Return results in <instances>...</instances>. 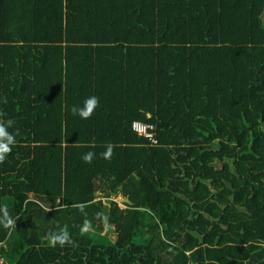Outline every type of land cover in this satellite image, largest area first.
Returning a JSON list of instances; mask_svg holds the SVG:
<instances>
[{
  "label": "trees",
  "instance_id": "obj_1",
  "mask_svg": "<svg viewBox=\"0 0 264 264\" xmlns=\"http://www.w3.org/2000/svg\"><path fill=\"white\" fill-rule=\"evenodd\" d=\"M0 113V264H264V0H0Z\"/></svg>",
  "mask_w": 264,
  "mask_h": 264
},
{
  "label": "clouds",
  "instance_id": "obj_2",
  "mask_svg": "<svg viewBox=\"0 0 264 264\" xmlns=\"http://www.w3.org/2000/svg\"><path fill=\"white\" fill-rule=\"evenodd\" d=\"M4 103H7V99H4ZM99 98L95 95L90 96L85 99L84 106L78 108L77 106H73L71 111L73 115H79L82 119H89L95 109L99 107ZM4 115L3 113H0V116ZM14 121L7 120L6 122L4 120H0V164H2L5 160L8 154L11 153L13 145L16 144V138L15 135L10 133L8 131V128L13 125ZM113 149L114 145L109 143L106 146V150L101 153L104 159L110 160L113 156ZM95 153L94 152H87L82 156V159L85 163H91L94 159ZM81 210H83L81 206ZM0 211H3V219L0 220V223H4L5 227H8L12 225L14 222L9 217L7 209H2ZM99 215V214H98ZM87 222L85 225V228L82 229V231H87ZM49 244L52 246H55L56 244H59L61 246L65 245L66 243H71V238L69 235L68 227L67 225L61 227L59 229V232H52L48 236Z\"/></svg>",
  "mask_w": 264,
  "mask_h": 264
},
{
  "label": "built area",
  "instance_id": "obj_3",
  "mask_svg": "<svg viewBox=\"0 0 264 264\" xmlns=\"http://www.w3.org/2000/svg\"><path fill=\"white\" fill-rule=\"evenodd\" d=\"M133 128L138 131L139 134H142L148 138H150L152 141L156 142L154 132L152 129L154 128V125L149 123H143L140 121H135L133 124Z\"/></svg>",
  "mask_w": 264,
  "mask_h": 264
},
{
  "label": "rangeland",
  "instance_id": "obj_4",
  "mask_svg": "<svg viewBox=\"0 0 264 264\" xmlns=\"http://www.w3.org/2000/svg\"><path fill=\"white\" fill-rule=\"evenodd\" d=\"M123 198H124V197L121 196V195L117 197V200H119V202H120V206H121V207H125V205L123 204V201H122Z\"/></svg>",
  "mask_w": 264,
  "mask_h": 264
},
{
  "label": "water",
  "instance_id": "obj_5",
  "mask_svg": "<svg viewBox=\"0 0 264 264\" xmlns=\"http://www.w3.org/2000/svg\"><path fill=\"white\" fill-rule=\"evenodd\" d=\"M122 201H127L129 203H132V201L129 199V197L123 198Z\"/></svg>",
  "mask_w": 264,
  "mask_h": 264
}]
</instances>
